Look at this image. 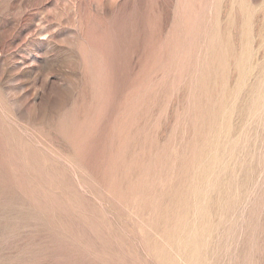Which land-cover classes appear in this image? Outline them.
Here are the masks:
<instances>
[{
  "label": "rangeland",
  "instance_id": "obj_1",
  "mask_svg": "<svg viewBox=\"0 0 264 264\" xmlns=\"http://www.w3.org/2000/svg\"><path fill=\"white\" fill-rule=\"evenodd\" d=\"M0 264H264V0H0Z\"/></svg>",
  "mask_w": 264,
  "mask_h": 264
}]
</instances>
